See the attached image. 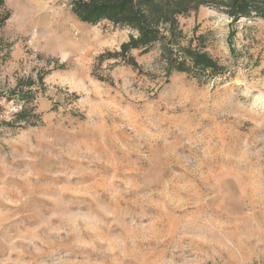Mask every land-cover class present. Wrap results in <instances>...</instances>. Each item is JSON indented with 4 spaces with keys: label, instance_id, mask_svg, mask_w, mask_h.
<instances>
[{
    "label": "rangeland",
    "instance_id": "rangeland-1",
    "mask_svg": "<svg viewBox=\"0 0 264 264\" xmlns=\"http://www.w3.org/2000/svg\"><path fill=\"white\" fill-rule=\"evenodd\" d=\"M91 1L0 12V264H264V0Z\"/></svg>",
    "mask_w": 264,
    "mask_h": 264
},
{
    "label": "trees",
    "instance_id": "trees-1",
    "mask_svg": "<svg viewBox=\"0 0 264 264\" xmlns=\"http://www.w3.org/2000/svg\"><path fill=\"white\" fill-rule=\"evenodd\" d=\"M145 0H92L74 6V14L80 21L91 25L110 21L117 26L135 29L140 34V42L149 44L160 40L158 19L146 17ZM149 1V0H148ZM6 0H0V12L5 11ZM148 6V5H147ZM263 14V13H262ZM10 14L2 19L9 20ZM157 27V28H156Z\"/></svg>",
    "mask_w": 264,
    "mask_h": 264
}]
</instances>
